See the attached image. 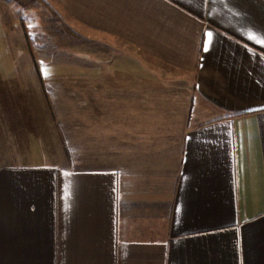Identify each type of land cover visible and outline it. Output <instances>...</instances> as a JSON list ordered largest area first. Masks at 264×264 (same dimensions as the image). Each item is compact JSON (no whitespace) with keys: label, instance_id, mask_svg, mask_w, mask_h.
Listing matches in <instances>:
<instances>
[{"label":"crops","instance_id":"0c3cea01","mask_svg":"<svg viewBox=\"0 0 264 264\" xmlns=\"http://www.w3.org/2000/svg\"><path fill=\"white\" fill-rule=\"evenodd\" d=\"M261 41L264 0H0V264H264Z\"/></svg>","mask_w":264,"mask_h":264},{"label":"rangeland","instance_id":"374dc122","mask_svg":"<svg viewBox=\"0 0 264 264\" xmlns=\"http://www.w3.org/2000/svg\"><path fill=\"white\" fill-rule=\"evenodd\" d=\"M73 31H70V32H68L67 33V37L65 38V39H63V38H60V37H55L54 39H50L51 41H55L57 44H62V42L63 41H70V40H68L67 38L69 37V36H72V38H74L73 37ZM73 40V39H72ZM44 42H41L42 44H46V42H47V40H46V38L43 40ZM91 41H93V40H90L89 38H88V43H91ZM40 52H39V55L38 56H36L35 55V58H38V60L39 61H44L45 62V60L47 59V56H46V54H45V50H43V49H40L39 50ZM38 61V62H39ZM77 89V88H76Z\"/></svg>","mask_w":264,"mask_h":264},{"label":"snow or ice","instance_id":"6c2138e0","mask_svg":"<svg viewBox=\"0 0 264 264\" xmlns=\"http://www.w3.org/2000/svg\"><path fill=\"white\" fill-rule=\"evenodd\" d=\"M205 35L207 39L205 40V43H204V50L207 51L209 50V47H210L212 33L209 32V33H206ZM261 43H264V41H261Z\"/></svg>","mask_w":264,"mask_h":264}]
</instances>
